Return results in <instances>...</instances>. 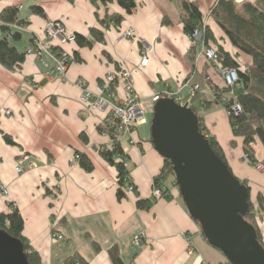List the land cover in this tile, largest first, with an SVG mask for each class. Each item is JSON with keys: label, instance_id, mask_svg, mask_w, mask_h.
Returning <instances> with one entry per match:
<instances>
[{"label": "crops", "instance_id": "1", "mask_svg": "<svg viewBox=\"0 0 264 264\" xmlns=\"http://www.w3.org/2000/svg\"><path fill=\"white\" fill-rule=\"evenodd\" d=\"M191 1L199 6L218 43L236 54L210 14L217 0ZM35 4L44 8L45 17L32 12L31 5ZM9 5H18V18L27 20L22 25L24 30H19L21 39L13 41L10 37L21 51L32 46L34 36L43 35L46 23L54 20L63 21L74 35L91 40V45L79 46L74 38L65 46L71 55L65 78L56 75L47 56L41 59L28 54L14 69L0 62V185L8 190L5 194L0 188V212L9 203L18 207L24 219L23 235L43 264H65L77 253L89 264H112L109 249L114 245L124 264L225 261L224 254L202 234L179 188L170 181L165 197L152 201L148 209L137 207L138 198L152 200V179L164 166L151 135L142 138L139 126L136 145L128 137L121 138L129 155L135 192L127 191L123 199L117 198V169L100 154V149L112 144L109 130L103 126L106 113L84 105L82 91L75 85L84 79L93 89L109 71H131L147 124L146 115L153 117L156 94L174 92L179 103L190 106L193 77L206 74L209 82L203 89L211 105L198 111L205 134L222 147L232 172L240 180L249 181L252 200L256 201L259 193L264 196L263 145L259 139L254 144L256 161L263 165L259 170L245 157L243 138L233 134L228 111L215 98L213 89L224 86L221 75L205 58L202 42L193 44L184 31L182 0H138L131 13L115 1L105 4L99 0H0V12ZM115 15L122 16V21H108ZM129 28L134 29V36L123 37ZM93 29L102 32V39L95 37ZM142 41L149 46L145 67L139 65ZM238 59L251 62L244 54H238ZM116 91L118 97L124 96L123 87ZM5 135L14 143H9ZM77 152L92 159V171L74 160ZM19 165L22 173L16 171ZM53 187H57L56 194ZM258 224L264 234V211ZM52 232L65 239H53ZM139 234L143 240L137 245L134 240Z\"/></svg>", "mask_w": 264, "mask_h": 264}, {"label": "trees", "instance_id": "2", "mask_svg": "<svg viewBox=\"0 0 264 264\" xmlns=\"http://www.w3.org/2000/svg\"><path fill=\"white\" fill-rule=\"evenodd\" d=\"M99 1L105 4L115 1L126 13H131L137 7L138 2V0ZM182 8V22L185 33L193 38V33L196 29L202 30V38L205 45L217 51L221 64L232 67L238 72L240 86L236 88L234 94H231V90L226 87H215L213 93L216 100L222 103L228 111L233 134L243 138L245 157L250 163L255 164L257 161L254 144L257 139L261 141L264 148V0L255 2L217 0L212 6L210 14L222 29L229 43L237 51L236 54H231L222 44L218 43L213 30L204 22V15L195 2L182 0ZM31 10L34 14L45 17V10L41 5H31ZM19 11L18 5H9L0 12V62L10 69L20 66L27 56V50L21 51L10 40V37H12L13 41H18L22 37L21 31L12 28L10 25L13 23L18 25L27 23L26 19L18 18ZM122 19V16L115 15L108 21L118 23ZM165 22H168V20H165ZM92 32L96 38L102 39L103 34L101 31L93 29ZM75 40L79 46L91 45V40L82 34H76ZM238 54L249 56L251 62L241 63L238 59ZM208 78L206 74L200 76V74L196 73L194 75L195 83L193 85H198L199 88L192 93L193 95H191L189 100L190 107L198 115L200 131L204 134L206 129L203 117L198 111L211 105L203 89L205 84L209 82ZM235 103H239L241 106L239 113L232 111V106ZM108 130L112 138V144L109 147L100 149V154L117 169V198L121 200L126 196L127 188L130 185L128 181V178H130L129 155L122 146L121 138L123 137L118 135V132L112 126H108ZM207 138L215 153L227 163L223 149L216 139L214 137ZM5 139L9 143H14L10 136L5 135ZM77 154L80 156L79 164L82 168L86 171H92L95 168L92 159L86 153L77 152ZM169 180L170 183L178 187L173 164L170 160L164 159V166L161 172L155 176V184L166 187L164 195L169 193ZM240 182L247 186L249 191L251 190L248 180H240ZM248 202L249 210L245 214L244 219L255 227L258 239L264 246V234L258 224V219L263 218L264 196L259 193L256 201H253L250 194ZM136 204L140 209H148L152 204V200L138 198ZM0 227L22 241L30 264H43L40 254L32 248L23 235L24 219L14 203H9L8 208L0 212ZM109 254L112 264H124L117 245L109 249ZM223 262L230 263L227 259ZM65 264L89 263L77 253L68 258Z\"/></svg>", "mask_w": 264, "mask_h": 264}, {"label": "water", "instance_id": "3", "mask_svg": "<svg viewBox=\"0 0 264 264\" xmlns=\"http://www.w3.org/2000/svg\"><path fill=\"white\" fill-rule=\"evenodd\" d=\"M154 148L173 164L180 195L208 242L231 264H264V246L244 219L250 191L200 131L198 115L175 98L155 102ZM0 264H30L22 241L0 227Z\"/></svg>", "mask_w": 264, "mask_h": 264}, {"label": "built area", "instance_id": "4", "mask_svg": "<svg viewBox=\"0 0 264 264\" xmlns=\"http://www.w3.org/2000/svg\"><path fill=\"white\" fill-rule=\"evenodd\" d=\"M90 1V0H89ZM12 28L18 30H24V26L13 23L10 25ZM135 31L133 28L125 30L123 37H133ZM202 30L196 29L193 33V44H196L202 39ZM75 38L73 32L68 30L61 20L49 21L46 23L43 31V35H35L33 39V45L28 49L29 53L38 56L43 59V56H47L54 64V71L56 75L65 78L67 73L71 56L69 51L65 49V46ZM142 59L140 62L141 67L147 66L149 63L148 51L149 46L142 41ZM203 46L204 43L202 42ZM203 54L205 58L210 61L219 74L221 75L224 86L231 90V94H234L236 88L240 85L239 75L236 69L228 66H223L219 61V55L217 51L208 46H204ZM76 87L82 91L80 96L81 102L88 106L91 110L106 113L105 122L103 126L108 130V126H112L118 132L121 137H128L131 144H137L135 139V132L137 127L146 122L145 119V107L143 105L142 99L135 87L134 76L131 71L125 69L120 72L109 71L106 73L104 78L96 85L95 88H90L86 80L79 79L75 83ZM121 86L124 89V96H117V88ZM199 88L198 85L193 87V92ZM193 95V94H192ZM162 97H172L175 98L174 92H165V95L161 96L156 94L153 97L154 102ZM177 100V99H176ZM224 100V98H223ZM178 101V100H177ZM225 101V100H224ZM232 111L239 113L241 111V106L239 103H235L232 106ZM9 113V111H8ZM206 135V134H205ZM209 137L208 135H206ZM80 156L77 154L74 160L79 161ZM258 168H263L261 163H255ZM18 173H22L23 169L19 165L16 168ZM49 188V182L46 183ZM0 188L5 194H8V190L4 185H0ZM134 189V185L129 188L130 191ZM53 193H57L55 187L51 188ZM165 190L155 189L152 196L159 198L163 196ZM52 198V197H51ZM52 237L55 240L62 241L64 236L62 234L52 232ZM142 236L135 237V243L140 245L139 238ZM208 264H231L226 262L220 263H208Z\"/></svg>", "mask_w": 264, "mask_h": 264}, {"label": "rangeland", "instance_id": "5", "mask_svg": "<svg viewBox=\"0 0 264 264\" xmlns=\"http://www.w3.org/2000/svg\"><path fill=\"white\" fill-rule=\"evenodd\" d=\"M23 25V24H22ZM200 42H203L204 43V41H203V38L201 39V41ZM204 46H206L205 45V43H204ZM31 47V46H30ZM29 47V48H30ZM29 48H27V55L28 54H32V53H29L28 52V49ZM71 56V55H70ZM208 61V60H207ZM70 62H71V60H70ZM209 63H210V61H209ZM70 64V63H69ZM69 68V67H68ZM223 87H225V86H223ZM154 105H155V103L153 104V107H152V110L154 109ZM147 116V119H148V121H147V124L146 123H144V124H141V125H139V129H140V132H141V137L142 138H145V136L147 137H150V135H151V119H152V116L151 115H146ZM146 119V118H145ZM143 132V133H142ZM144 135V136H143ZM135 145V144H134ZM125 146L128 148V147H130V144H129V142H128V140H126L125 139ZM256 168L257 169H259V170H261L262 168H258L257 166H256ZM128 181H129V187L127 188V191L128 192H135V187H134V189L132 190V191H130L129 190V188L132 186V182H131V176H130V178H128ZM170 181V180H169ZM168 181V182H169ZM56 189H57V187H55ZM166 187L164 186V185H162V186H159L158 184H155V177L152 179V188H151V197H152V201H155V202H158L159 200H161L163 197H165V195L163 194V196L161 195L159 198H156V197H154V196H152V193H153V191L156 189H163V190H166L165 189ZM178 188V187H177ZM58 191V190H57ZM250 194H251V192H250ZM258 220H260V219H258ZM139 236H142L141 234H139ZM142 240H143V236L141 237V238H139V241H140V243L142 242ZM134 242H135V240H134ZM136 244V243H135Z\"/></svg>", "mask_w": 264, "mask_h": 264}]
</instances>
